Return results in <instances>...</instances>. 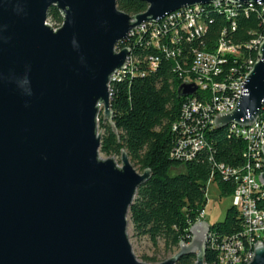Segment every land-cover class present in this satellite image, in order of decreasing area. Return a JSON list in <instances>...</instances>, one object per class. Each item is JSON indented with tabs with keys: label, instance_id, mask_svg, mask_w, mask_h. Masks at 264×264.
Masks as SVG:
<instances>
[{
	"label": "water",
	"instance_id": "obj_1",
	"mask_svg": "<svg viewBox=\"0 0 264 264\" xmlns=\"http://www.w3.org/2000/svg\"><path fill=\"white\" fill-rule=\"evenodd\" d=\"M141 1L146 10L129 15L116 0H0V264H147L132 251L127 215L150 171L139 173L124 150L120 165L99 157L98 115L117 133L108 84L129 54L116 45L142 22L221 0ZM51 8L62 16L57 28L46 22ZM257 56L234 108L214 112L219 132L257 119L264 39ZM195 91L191 83L177 89ZM258 180L264 186V168ZM210 227L196 221L190 241L158 264L187 254L205 264ZM247 264H264L260 240Z\"/></svg>",
	"mask_w": 264,
	"mask_h": 264
},
{
	"label": "trees",
	"instance_id": "obj_2",
	"mask_svg": "<svg viewBox=\"0 0 264 264\" xmlns=\"http://www.w3.org/2000/svg\"><path fill=\"white\" fill-rule=\"evenodd\" d=\"M116 7L129 14L146 10L147 5L141 0H116ZM205 32L189 40H182L173 45L168 35L161 40V46L172 48L175 56H167L163 49L145 45L148 36L142 37L138 44L134 41L117 43V48L131 46V54L139 60L136 64L138 74H128L110 84V109L114 133L109 122L103 120L102 112L98 115L100 135L99 152L106 156L118 157L126 151L130 161L143 172L150 171L149 178L136 190L128 210V223L133 235L145 237L155 248L161 240L166 252L179 248L181 242L190 241L189 228L199 218L206 205V185L214 180L220 193L231 196L236 182L232 176L225 177L220 166L241 168L249 159L247 142L230 133L228 126L220 132L208 125L200 112L189 120L191 127L202 134L205 145L195 152L192 158H177L172 155L182 135V129H174L182 117V106L186 99L196 98L201 102L211 101V90H199L192 95L179 96L177 89L182 83V75L190 70L193 51L203 49L213 51L217 40L225 29V37L241 50L242 58L227 55L221 65L222 74L215 77L217 82L224 81L229 69L238 68L242 60L255 58L254 49L247 47L251 39L264 33V24L258 11L247 15L239 13L235 18V29H230L221 7L213 4L204 5ZM47 20L61 23L59 10L51 8ZM128 43V44H127ZM157 57L155 66L147 57ZM241 59V61H240ZM264 114V110L262 112ZM258 208L264 210V197L256 199ZM242 219L232 205L226 210L224 219L211 224L210 232L218 240L237 233ZM218 249L208 243L204 256L205 264H216ZM143 260L157 263L155 256H142ZM195 255L180 257L176 264H194Z\"/></svg>",
	"mask_w": 264,
	"mask_h": 264
},
{
	"label": "built area",
	"instance_id": "obj_3",
	"mask_svg": "<svg viewBox=\"0 0 264 264\" xmlns=\"http://www.w3.org/2000/svg\"><path fill=\"white\" fill-rule=\"evenodd\" d=\"M214 7H221L227 19L231 21L230 29H235V18L239 13L247 15L250 11H258L261 16V22L264 24V3L259 1L251 3H232L227 0H221L211 3ZM205 7L201 4L192 6H182L158 18L156 21L142 22L132 28L125 39L120 42L134 41L140 44L143 36H148L145 45H153L157 49H163L167 56H175L172 48L161 46V40L168 35L170 42L175 45L182 40H189L202 35L206 30L204 20ZM222 36L217 40L213 51L195 49L190 70L182 75V83H191L196 86V91L211 90V101L201 102L196 98H188L184 102L181 110L182 119L174 125V129L181 128L182 135L178 139L177 147L173 150L172 155L177 158L190 159L196 151L200 150L205 141L202 134L191 127L190 119L193 115L201 113L209 126L214 127L215 111H230L234 108L237 99L241 93L240 84L244 81L246 75L252 69L256 60L259 45L264 39V33L251 39L247 47L254 49L255 58L246 60L240 59L241 63L238 68H230L224 81L217 82L215 77L222 74L221 65L226 62L227 55L236 58H242L241 50L235 44L226 39L225 29ZM144 39V37H143ZM128 44V43H127ZM129 48V54L125 59L123 68L114 71L110 76V84L113 81L122 79L128 74H138L136 64L146 61V58L139 60L138 57L131 54V46L125 45L117 48L120 51L123 48ZM152 66L156 65L157 57H147ZM239 63V62H238ZM195 91V92H196ZM111 97V93H110ZM264 102L259 110L257 119L248 126L228 125L230 133L241 136L247 142V154L249 159L241 168H229L220 166L221 173L225 177L232 176L236 182L235 189L231 195L232 206L237 209L242 219L240 230L229 237H223L218 244V240L209 232L206 242L212 247L218 249L216 264H247L254 253V243L260 240L264 244V210L256 205V199L264 197V186L259 182L258 175L264 168V156L262 144L264 143ZM204 220V211L197 220Z\"/></svg>",
	"mask_w": 264,
	"mask_h": 264
},
{
	"label": "rangeland",
	"instance_id": "obj_4",
	"mask_svg": "<svg viewBox=\"0 0 264 264\" xmlns=\"http://www.w3.org/2000/svg\"><path fill=\"white\" fill-rule=\"evenodd\" d=\"M46 22L50 24L53 28H57L61 25V23H52L48 20ZM225 130L227 129H224L223 132ZM97 131L98 133L100 132V135L102 134V130H100L98 124H97ZM99 157L102 159H106L112 156H106L99 152ZM113 159L116 161L118 165H120V156L118 157L113 156ZM131 164L139 173H142V171L138 168L136 164L132 162ZM231 205H232L231 196L222 195L218 189L217 183L214 180H210L206 185V205L204 208V221H206L210 225L222 221L224 219L226 210ZM127 234L134 255L139 261L145 262L147 264H158L166 260L167 258L171 257L178 250V248H174L172 253L166 252L164 250L163 241L161 240L158 242L157 247L154 248L147 238L145 237L139 238L133 235L132 227L130 223H128ZM143 255H147L150 257L155 256L158 262L154 263V262L145 261L142 258Z\"/></svg>",
	"mask_w": 264,
	"mask_h": 264
}]
</instances>
